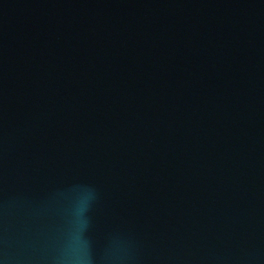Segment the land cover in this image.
<instances>
[{"label":"water","instance_id":"1","mask_svg":"<svg viewBox=\"0 0 264 264\" xmlns=\"http://www.w3.org/2000/svg\"><path fill=\"white\" fill-rule=\"evenodd\" d=\"M0 264H264V0H0Z\"/></svg>","mask_w":264,"mask_h":264}]
</instances>
